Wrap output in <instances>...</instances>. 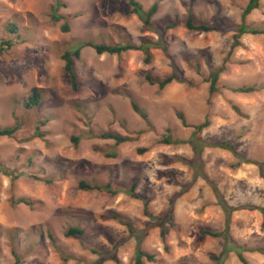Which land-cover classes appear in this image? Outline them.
<instances>
[{
    "label": "rangeland",
    "instance_id": "374dc122",
    "mask_svg": "<svg viewBox=\"0 0 264 264\" xmlns=\"http://www.w3.org/2000/svg\"><path fill=\"white\" fill-rule=\"evenodd\" d=\"M138 1L147 10L156 0ZM249 1L159 0L156 33L127 13L128 0H60L66 20L59 22L52 20L55 0H0V40L11 42L0 55V129L18 127L13 138H0V264H14L13 252L20 264H134L139 239L156 258L144 264H215L211 256L223 251L224 239L202 233L225 227L215 189L235 209L233 242L247 250L249 264H264V214L254 209L264 210V35H244L232 50L233 28ZM189 15L195 24L228 28L193 32L185 27ZM245 24L264 29V0ZM143 38L168 51L152 48L147 63L141 51L99 55L85 47L74 59L73 88L65 51L89 41L139 45ZM174 66L186 82L159 89L147 81L165 79ZM222 67L211 93L208 79ZM34 89L41 102L28 108ZM206 120L210 125L196 132ZM110 131L130 141L93 137ZM194 136L208 146L193 147ZM73 137L81 139L77 147ZM165 137L174 143H161ZM106 185L118 194L95 189ZM143 200L150 201L149 216ZM170 211L162 235L155 218ZM71 227L83 236L66 237ZM224 264L242 263L230 252Z\"/></svg>",
    "mask_w": 264,
    "mask_h": 264
},
{
    "label": "trees",
    "instance_id": "16d2710c",
    "mask_svg": "<svg viewBox=\"0 0 264 264\" xmlns=\"http://www.w3.org/2000/svg\"><path fill=\"white\" fill-rule=\"evenodd\" d=\"M129 5L132 7L130 11H128V14H135L137 15L141 21L143 22L144 25V31H150V32H156L159 33L158 29L156 26L152 24V19L153 17L157 14L158 9H159V0H156L149 9H145L144 5L138 1V0H128ZM61 6L60 0H55L54 6L52 8V20L54 22H59L61 20H66L65 17L59 15V8ZM261 7V0H250L247 6L245 7L243 14H242V23L238 26H235L233 30L235 31L234 35V44L232 46V50L241 46V38L244 35H264V29L256 28V27H250L245 24V19L255 10H258ZM177 26L176 23L167 25L163 31L173 29ZM185 27L193 32L197 33H211V32H224V30L228 27L219 25V24H195L193 18L191 15L188 16L186 22H185ZM9 31L11 33H14L17 30L16 25L10 24L8 26ZM62 31L63 32H69L70 27L67 23H65L62 26ZM11 47V42L6 41V40H0V55L3 54L6 50L10 49ZM85 47H90L95 50V52L99 55L102 54H110V55H121L122 53L128 52V51H141L145 54L146 59L145 61L149 63L150 58H151V52L150 50L152 48H162L164 52L168 51V48L166 45L163 44V42L155 44L147 38H143L141 41V44L136 45L132 44L130 42H120L115 45L111 44H104V43H96V42H83L80 45L70 48L69 50L65 51L62 54V60L65 63V70L66 72L70 75L71 78V83L73 88L77 91V81H76V75L74 73V59L79 60L81 57V50ZM174 73L168 77H166L163 80H153L149 76H147V81L151 85H158L159 89H164L168 85L172 84L173 82H179V83H184L186 80L180 73V71L174 66L173 68ZM225 71V68H221L213 72L208 79V81L211 83L210 85V91L211 93H215L217 91V83L218 79L221 73ZM237 93H244V94H250L255 92L254 88H238L234 90ZM41 102V94L39 89H34L32 92V96L29 98L27 107H37L39 106ZM132 107L135 112L140 113V115L143 118H146L145 114H141L139 108L137 105L132 104ZM234 110L240 113V110L238 107L234 106ZM184 121V119H182ZM185 124V122H184ZM210 125L209 121L206 120L204 123L197 125L195 127L196 132H200L203 129L207 128ZM18 131V127H6L0 129V138H13L15 133ZM37 137H41L39 134ZM94 138H99V139H104V140H114L117 144H122L125 142H129L130 138L127 136H123L119 133L116 132H101L98 135L93 136ZM80 138H72V142L74 143L75 147H77ZM161 143L163 144H173L174 142L172 139L169 137H165ZM188 143H191L193 147H197V145H202L203 147H207L208 145L205 142H202L200 139H198L196 136L192 140H190ZM217 147L225 148L227 150H232L231 146L228 144H218ZM145 150H140V153H144ZM108 157H115L114 155L108 156ZM245 163H252L248 160H245ZM38 179V178H36ZM81 190H91L92 188L85 183H80L79 185ZM136 188V184L131 189V194L134 193V190ZM96 190H106L110 194L116 195L118 192H112L110 190V186L106 185L104 187L97 186L95 187ZM187 189V188H186ZM215 189V188H214ZM216 194L218 195V201L221 207L223 208L225 215H226V221H225V227L224 230L221 232H213V231H203V235H208L213 238H223L224 239V248L223 251L219 255H212L211 260L215 262V264H224L226 259L228 258V255L230 252H235L239 260L241 261L242 264H249L247 259L244 256V252L247 251L245 248L237 245L235 242H233L231 235H230V224H231V216L232 213L235 211L234 208L230 207L223 199L222 197L218 194V191L215 189ZM134 197H137L134 195ZM19 204H25L27 206H31L32 203L30 200L27 198H21L17 201ZM144 202V207H145V213L147 216V207L149 205V200H143ZM174 200H172L171 205H173ZM260 210L264 214V210L261 208H254ZM118 219V218H117ZM159 223L161 224L162 228V235L165 234L166 227L165 225L173 220V213L170 211L168 215L162 216L160 218H155ZM120 220V219H118ZM120 222L127 226L131 235H135V232L133 230L132 225L129 222H125L123 220H120ZM83 230L78 229V228H69L67 232H65L66 237H73V238H81L83 236ZM141 240L139 239L136 252H135V262L134 264H144L145 261L153 263L155 262L156 258L152 254L145 253L141 248H140ZM258 252L261 254H264L263 249H258ZM13 256L15 258V263L14 264H20L21 263V258L17 255L16 252H13ZM72 258H66L65 261H68ZM115 261L119 263V261L115 258Z\"/></svg>",
    "mask_w": 264,
    "mask_h": 264
}]
</instances>
